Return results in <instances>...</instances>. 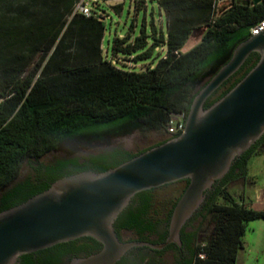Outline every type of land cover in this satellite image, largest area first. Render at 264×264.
Instances as JSON below:
<instances>
[{
    "label": "trees",
    "instance_id": "16d2710c",
    "mask_svg": "<svg viewBox=\"0 0 264 264\" xmlns=\"http://www.w3.org/2000/svg\"><path fill=\"white\" fill-rule=\"evenodd\" d=\"M150 1L164 12V31L156 32L152 22L146 30L142 21L132 41L129 35L116 37L110 46L113 55H133L134 61H142L151 58L157 47L154 41L163 43L165 55L145 71L118 69L101 59L99 43L104 28L93 16L76 12L72 16L75 25L69 29L79 38L78 57L71 62L66 59L51 67L47 65L37 77L36 68L26 73L20 66L24 53L19 49L26 47L34 52L43 46L41 52L46 53L61 35V19L14 23L11 29L0 30V212L46 190L57 179L83 171L104 172L170 139L167 136L134 153L113 147L83 159L69 156L48 164L39 162L68 141L165 133L169 116L184 112L186 117L197 91L229 59L233 48L250 36V29L264 19V0H231L214 16L215 0ZM155 32L157 39L152 35ZM190 36L199 40L183 52ZM149 40L153 41L150 45ZM258 58L257 53H251L239 70L205 101L204 108L231 89ZM261 155H264V134L236 157L227 174L205 193L203 204L189 220L200 218L198 226L187 231L185 224L181 229V242L188 237L193 245L188 258L148 264H235L247 223L264 220V209H252L242 198L235 200L227 184L244 179L249 158ZM24 161L29 162L31 174L17 180ZM178 183H184V187L163 218L153 207L157 188L135 194L114 221L119 240L122 241L121 232H128L136 237L135 241L164 242L172 209L188 181L158 187ZM218 198L224 202L218 203ZM208 215L213 217L211 233L198 242L199 228ZM90 240L99 250L101 245ZM173 250L179 252L180 248L169 244L155 253ZM16 264H57V259L49 255L37 260L29 253L20 256Z\"/></svg>",
    "mask_w": 264,
    "mask_h": 264
},
{
    "label": "water",
    "instance_id": "95a60500",
    "mask_svg": "<svg viewBox=\"0 0 264 264\" xmlns=\"http://www.w3.org/2000/svg\"><path fill=\"white\" fill-rule=\"evenodd\" d=\"M251 53L259 56L256 64L204 108ZM263 134L264 28L238 43L197 91L180 134L104 172L83 171L57 179L46 190L1 211L0 264H16L24 254L80 237H90L101 247L70 264H116L133 248L180 246L181 229L199 210L205 193ZM180 180L188 183L172 209L164 242L119 240L114 221L135 194Z\"/></svg>",
    "mask_w": 264,
    "mask_h": 264
},
{
    "label": "rangeland",
    "instance_id": "374dc122",
    "mask_svg": "<svg viewBox=\"0 0 264 264\" xmlns=\"http://www.w3.org/2000/svg\"><path fill=\"white\" fill-rule=\"evenodd\" d=\"M6 2H14V0H5ZM231 0H215V7L212 9L214 16L221 8L226 6ZM1 2V0H0ZM49 6H52L54 0H48ZM17 6H3L0 8V26H10L14 23L26 24L30 18L28 15L17 14ZM93 11L103 24V33L99 43L101 51V59L110 63L115 68L132 70V71H145L148 67L153 66L157 59L165 55L166 47L159 41H154L157 47L154 49L151 58L134 61L133 55H113L110 53V46L114 38H121L125 35H129V41L133 40L134 36L138 35L141 22L145 26L146 30H149L150 22L157 32L159 29L164 31L166 26V18L164 12L153 1L150 0H95ZM73 7L71 12L63 14L60 23H63L61 35L57 42L47 50L46 53L41 52L43 46L39 47L34 52H30L26 47L22 50L24 57L20 63L25 72H30L36 68L35 76H39L45 70V66L57 65L62 60L73 61L75 57L80 54L79 38L73 35L72 16L74 14ZM39 18V16H32ZM47 22L50 20V16L43 15ZM214 18V17H212ZM29 23V22H28ZM70 28V29H69ZM153 33V37L157 39V33ZM199 40L198 37L190 36L186 41L182 51H186L192 45ZM153 41L149 40L147 44H151ZM57 51H54L55 46ZM13 49V47H12ZM15 50V48H14ZM167 138L164 131L161 132H148V133H133L129 136L112 138L108 137L103 140H96L90 142L84 141H68L59 145L53 151L44 155L39 162L42 164H48L59 158H65L69 156L83 159L90 154H96L98 152L107 151L113 147H121L132 153L152 146L159 141ZM247 174L244 179H237L230 181L227 184L228 192L235 198V200L244 201V204L254 210L264 209V155L252 156L248 160ZM31 170L29 162L24 161L19 170L17 180H22L27 176H30ZM184 187V183H178L169 185L162 188H157L154 191L153 207L159 214L160 218L164 217V214L170 208L172 202L180 194ZM218 203H223L221 198L217 199ZM200 218H196L192 222V226L195 228L198 226ZM213 226V217L211 215L206 216L203 220L201 227L198 231V242H203L205 238L211 233ZM120 237L123 240L133 237L128 232H121ZM242 247L238 250L235 264H264V220L256 219L247 223L245 233L241 237ZM155 259L162 260L164 262L171 261V252L167 251L161 255H154Z\"/></svg>",
    "mask_w": 264,
    "mask_h": 264
},
{
    "label": "flooded vegetation",
    "instance_id": "af4514ba",
    "mask_svg": "<svg viewBox=\"0 0 264 264\" xmlns=\"http://www.w3.org/2000/svg\"><path fill=\"white\" fill-rule=\"evenodd\" d=\"M189 220L186 223L188 226L186 229L187 231H190L191 228L193 227L192 226L193 221H189ZM133 239H136V237L133 236L126 240L122 239V241H131ZM177 247L180 248L179 252H176L174 250L170 251L171 252L170 262H173L179 258H188L191 255L193 245L188 237H183V243L181 242L180 246ZM97 251L98 250L95 244L90 240L89 237H80L68 242L59 243V246L58 244H55L51 247L32 252V254L34 258H36L37 260H42L43 257L51 255V256H56L57 264H70V261L73 258L85 257ZM154 255H157L155 253V250L138 247L129 250L120 260L122 261L121 264L157 263L159 260L155 259Z\"/></svg>",
    "mask_w": 264,
    "mask_h": 264
},
{
    "label": "crops",
    "instance_id": "0c3cea01",
    "mask_svg": "<svg viewBox=\"0 0 264 264\" xmlns=\"http://www.w3.org/2000/svg\"><path fill=\"white\" fill-rule=\"evenodd\" d=\"M73 2V0H54L52 6H49L50 2H48V0H14V2H6L5 0H1L0 8L7 5L19 7L17 14L28 15L30 17L27 21L28 23L35 20L40 21V17L43 15L50 16L51 18L62 19L63 14H68L71 12ZM33 15L39 16V18L36 19L32 17ZM19 24L21 25V23ZM13 25H2L0 26V30L11 29ZM85 46H89V44L84 45V47Z\"/></svg>",
    "mask_w": 264,
    "mask_h": 264
},
{
    "label": "built area",
    "instance_id": "2783aa9c",
    "mask_svg": "<svg viewBox=\"0 0 264 264\" xmlns=\"http://www.w3.org/2000/svg\"><path fill=\"white\" fill-rule=\"evenodd\" d=\"M94 5L95 0H75L73 10L74 12L85 17L93 16L97 18L96 14L93 11ZM263 28L264 19L259 21L257 25L250 29V35H255ZM185 118L186 117L184 112L170 115L165 125V134L169 137L177 136L178 134H180L183 131ZM199 257L203 258V254H200Z\"/></svg>",
    "mask_w": 264,
    "mask_h": 264
}]
</instances>
